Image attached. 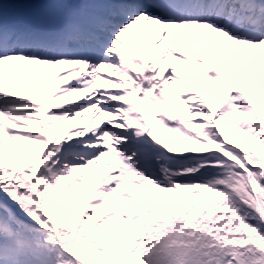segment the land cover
<instances>
[{
	"label": "snow or ice",
	"instance_id": "6c2138e0",
	"mask_svg": "<svg viewBox=\"0 0 264 264\" xmlns=\"http://www.w3.org/2000/svg\"><path fill=\"white\" fill-rule=\"evenodd\" d=\"M0 0V264H264V0Z\"/></svg>",
	"mask_w": 264,
	"mask_h": 264
}]
</instances>
